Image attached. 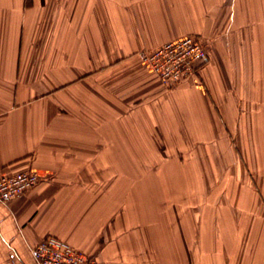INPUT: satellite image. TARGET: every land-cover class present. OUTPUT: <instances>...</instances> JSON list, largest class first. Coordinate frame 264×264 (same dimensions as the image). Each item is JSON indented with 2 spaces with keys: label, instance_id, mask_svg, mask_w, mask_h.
<instances>
[{
  "label": "crops",
  "instance_id": "crops-1",
  "mask_svg": "<svg viewBox=\"0 0 264 264\" xmlns=\"http://www.w3.org/2000/svg\"><path fill=\"white\" fill-rule=\"evenodd\" d=\"M183 35L208 60L165 86L137 52ZM20 171L40 180L0 202V264L47 236L95 264H264V0H0V174Z\"/></svg>",
  "mask_w": 264,
  "mask_h": 264
},
{
  "label": "built area",
  "instance_id": "built-area-1",
  "mask_svg": "<svg viewBox=\"0 0 264 264\" xmlns=\"http://www.w3.org/2000/svg\"><path fill=\"white\" fill-rule=\"evenodd\" d=\"M152 75L165 86H175L197 73L208 60L207 48L200 37L183 35L151 49L137 52ZM40 178L34 171L0 174V202L22 196ZM35 264H95L93 257L55 236H47L29 248Z\"/></svg>",
  "mask_w": 264,
  "mask_h": 264
},
{
  "label": "rangeland",
  "instance_id": "rangeland-1",
  "mask_svg": "<svg viewBox=\"0 0 264 264\" xmlns=\"http://www.w3.org/2000/svg\"><path fill=\"white\" fill-rule=\"evenodd\" d=\"M149 77H152V78H154L153 76H149ZM162 179V178H161ZM213 185V184H212ZM215 196V195H214ZM213 196V197H214ZM224 196V199L225 198H227L229 195H226V194H224L223 195ZM187 197V196H186ZM164 199H169L170 201H173L174 203H175V205H174V210H170L169 211V217L170 218H174L175 220H178L179 221V218H181L182 219V217H183V214H184V203H183V201H184V195L182 194V193H176V194H171L170 196H164V195H161V200H164ZM189 201V200H188ZM194 201H200V199L198 198V199H194ZM164 212V211H163ZM165 213H167V211L165 210ZM168 214V213H167ZM163 216L162 217H167V215L166 214H162ZM177 221V222H178ZM181 224H182V222H181ZM177 229H180V230H182V227L180 226V225H177ZM148 235L149 236H151V227H149L148 228Z\"/></svg>",
  "mask_w": 264,
  "mask_h": 264
}]
</instances>
